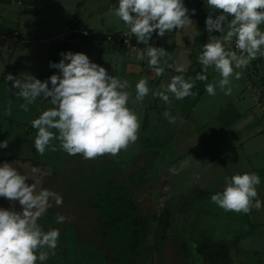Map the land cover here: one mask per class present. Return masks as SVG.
I'll list each match as a JSON object with an SVG mask.
<instances>
[{"label":"crops","instance_id":"1","mask_svg":"<svg viewBox=\"0 0 264 264\" xmlns=\"http://www.w3.org/2000/svg\"><path fill=\"white\" fill-rule=\"evenodd\" d=\"M183 2L190 10L188 15L193 24L167 32L164 37L154 32L149 40L150 46L163 47L171 57L167 61L171 67L165 66L164 60L167 58H162L164 72L159 76L148 67L147 56L144 60L137 59L138 52L146 51L149 45L137 43L134 35L129 40V47L106 40L108 33L130 32L128 26L112 11L118 7V0H90L82 5L81 12H77L72 24L65 21V26L45 22L32 25L28 16H25V10L12 13L3 9L0 13V142L7 141L8 146L0 148V163H12L20 174L29 175L31 180L26 181L30 184L37 182L36 176L44 175L47 186H51L59 168H66L64 164L71 156L59 147V141L51 142L56 146L55 151L50 146L43 155L37 153L34 147L36 129L31 126V122L53 105L49 100L37 98L28 105L27 112L23 111L20 105L25 101L15 94L18 89L12 88V81H8L7 77L8 74L21 79L34 76L46 81L51 75L59 74V70L50 68L49 63H58L62 58L60 53L81 52L91 62L104 67L110 76L129 82L130 87L126 89L130 93L128 107L135 111L141 123L138 139L127 150L117 156L102 155L96 158L95 165L102 174L110 173L115 159L123 160L125 167L122 173H130L129 170L135 168V160L154 159L147 154L155 153L156 158L166 161L165 167L168 169L163 171L165 174L160 179L161 175L146 166L147 173L141 170L146 177L142 185L151 186L153 181H157L161 192L174 191V196L184 195L187 186L199 187L200 192L211 186V190L221 192L226 185V178L245 172L256 173L260 178L257 199L264 202V114L261 113L262 105L251 90L259 89L253 76L256 79L264 77V56H258L250 63L257 62V67L254 64L242 70L237 69L243 75L240 79L231 78L230 95H225L218 86L215 95H208L205 85L216 83L221 78L219 73L210 67L206 72V81L196 80L195 77L202 72L197 57L203 50V44L212 35L206 31L205 21L202 20V16L209 14L210 9L206 0ZM106 4L110 7L109 12L104 9ZM80 6L77 4L78 9ZM193 9L194 14L191 11ZM36 12L39 11L33 13ZM261 30H264V25H261ZM13 32L16 33L15 38ZM232 44L230 49L234 50L235 42ZM177 66H183L186 71L177 72ZM175 75H183L186 80L194 81L192 91L196 95L177 100L167 93L169 102L165 103L153 93L163 91L161 86H166ZM141 78L147 79L150 91L142 102H138L135 99V85ZM9 108L11 115H5V110ZM166 112L169 114L167 118ZM172 118L174 120L170 122ZM169 137L170 146L165 148ZM41 158L47 163L42 164ZM148 164L150 160H146L145 165ZM162 201L159 198L157 203L163 206ZM0 205V208L15 207L21 210L18 201L10 202L3 197H0ZM202 213L203 217L208 215L214 219L209 227L204 226L211 231L207 237L219 242L227 250L228 264H264V207L260 210L253 208L249 214L237 213L235 217L241 218L239 222L242 226L238 228L228 223L236 212L209 204ZM237 232L243 234L238 235ZM201 233L196 231L191 237V245L195 254L200 256L199 260L195 258L191 262L190 258L189 264H203V258L197 250L199 239L203 236L199 237ZM220 235L225 240L216 239Z\"/></svg>","mask_w":264,"mask_h":264},{"label":"clouds","instance_id":"2","mask_svg":"<svg viewBox=\"0 0 264 264\" xmlns=\"http://www.w3.org/2000/svg\"><path fill=\"white\" fill-rule=\"evenodd\" d=\"M206 4L217 13L215 17L212 14L206 17V31L223 33L226 22L228 30L222 39L212 35L203 44L197 57L202 72L197 73L195 79L206 81L207 70L214 68L221 78L216 83H207L205 91L210 96L215 95L218 86L225 95H230L231 78L240 79L243 75L237 69L242 70L258 56H264V30H261L264 0H206ZM112 11L128 26L137 43L143 45H149L154 32L164 37L167 32L193 24L183 0H118V7ZM191 11L195 13L194 9ZM233 38L238 51L225 47ZM60 55L58 63H49L59 74L51 75L46 81L34 76L21 79L8 74L7 77L12 81V88L18 89L15 94L25 101L20 105L23 111L27 112L28 105L37 98L49 100L53 105L31 122L36 129V152L43 155L50 146L55 151L53 140L59 141V147L68 155L80 154L86 160L102 155L117 156L127 150L138 139L141 126L138 115L128 107L129 82L110 76L84 53L68 51ZM145 56L148 67L154 69L157 76L164 72L162 58L166 57L164 65L171 67L167 64L171 57L163 47L149 45L146 51L138 52L137 59L144 60ZM175 70L186 71L183 66ZM161 87L163 91L153 94L159 95L165 103L169 102L167 93L177 100L196 95L192 91L194 81L186 80L183 75L173 76ZM135 89L136 101L142 102L150 91L147 79L138 80ZM5 115H11L10 108L5 110ZM165 116L169 114L166 112ZM7 146V141L0 142V148ZM26 180L12 163H0V197L18 201L21 206L20 211L0 208V264H44L50 254L55 255L58 246L59 230H45L37 221L51 207L50 200L60 205L62 197L46 188L37 192L36 185L27 184ZM259 183L256 173L234 174L226 178L225 187L213 194L211 201L225 211L249 214L253 208L260 210L264 202L257 199ZM64 220L62 215L56 217L57 223Z\"/></svg>","mask_w":264,"mask_h":264},{"label":"rangeland","instance_id":"3","mask_svg":"<svg viewBox=\"0 0 264 264\" xmlns=\"http://www.w3.org/2000/svg\"><path fill=\"white\" fill-rule=\"evenodd\" d=\"M11 1L0 0V13L3 9L9 10L12 13L18 10L22 12L25 10V16H28L29 22L32 25L45 22L65 26V21L72 24V20L76 18L77 12H81L82 5L88 3L90 0H32L31 2L25 1L21 3H18L17 0ZM4 2L10 3L4 4ZM100 3L102 4V2ZM77 4L80 6V9H78ZM104 9L106 12H109L110 7H107L106 4ZM35 11L39 12L33 13ZM102 17L104 18V16ZM230 19L231 17H229ZM227 30L226 22L223 33H218L217 35L216 32H212V35H217V38L222 39ZM232 43L226 44L225 46L230 48L233 45ZM253 65L256 66L257 62H253L252 65L249 64L248 67ZM215 80L217 81L218 77ZM204 114L207 116V112ZM144 131L147 132V129ZM169 140L170 137L165 144V148H168V145L170 146ZM148 155L154 159L148 157L146 159L135 160V168L129 170L130 173H122L125 167L123 160H113L112 164L114 167L110 169L113 183L110 181L106 183L107 185L102 186H95V182H89L97 174L106 175L95 168L96 159L86 160L80 154L71 156L70 159L66 160L67 163L64 162L66 168L61 167L57 170L51 186H47V179L44 175L35 177L37 181L35 183L37 192L42 188L49 189L60 195L63 201L62 204L57 205L54 200H50L54 206L53 208H49L52 211H49L48 214L46 213V217L44 214L38 219L44 220V222L37 221V223L39 225L42 224L44 227L46 226V228L49 227V229L55 228L63 232L65 231L66 235H68V231L73 233L71 239H67L69 246L62 245L59 247L58 245L55 250V255L50 254L49 256L50 262H44V264H68L69 262H66L67 259L70 261L71 259L74 260L71 264H126L129 259H131L129 264H187L190 258L191 262H194L195 258L197 260L200 257L193 250L194 247L191 245V237H194L193 233L196 231H201L205 237L211 234L210 229L204 226L209 227L213 218L208 217V215L203 217L204 214L202 213L204 208L209 204L211 206L215 205L211 201V196L218 193V191L215 189L211 190V186L203 192H200L199 187L187 186V191L184 195L176 194L175 196L174 191L168 193L167 190H164L161 192L160 187L157 186L159 185L157 181H153V185L151 186H136L132 199L138 207V214L145 216L142 220L143 227H145L146 231L144 234L145 240H141L139 242V249L137 248L141 252L137 257L138 260L141 259L138 262H136V256H131V258H125L123 260V255L126 254L124 253V249L128 245L126 242L128 237L125 235L126 239L121 238L118 242H111L113 241L110 237L111 231L108 232L109 229L102 231L103 223L101 218L99 216L100 219L93 217L97 214L95 215V208L92 203H99L100 201L105 203V200H103V196L101 197L102 200L92 199L93 195L89 194V190L92 189L93 192L97 190L98 192H102L105 189V191L114 192L117 187H129L123 186V179L128 182L134 181L141 172L142 167L146 169V166H149L150 170L154 169V171L161 175L160 179L162 178V175L165 174L163 171L168 169L165 167L166 161L159 159V157L156 158L155 153H148ZM146 160H150V164L145 165ZM41 162L42 164L47 163L43 158H41ZM49 174H51V171H49ZM24 175L28 181L31 180L29 175ZM77 179H80V182ZM26 183L30 184L27 181ZM159 198L163 200V206L157 203ZM169 207L172 209H168ZM14 210L19 211V208L14 207ZM52 215L53 217H49ZM58 215L65 217L64 222H56ZM232 216L228 222L229 226H235V228L242 227L239 222L241 218L235 217L237 213ZM51 218L54 220H51ZM163 219L167 221L165 231L157 233V222ZM63 232H60V235L65 237ZM241 233L243 234V232ZM242 234L238 233V235ZM203 236L202 238H204ZM216 239L225 240L222 235ZM72 246L75 247V251H72ZM44 251L48 250L44 249ZM121 253L124 254L121 256Z\"/></svg>","mask_w":264,"mask_h":264},{"label":"trees","instance_id":"4","mask_svg":"<svg viewBox=\"0 0 264 264\" xmlns=\"http://www.w3.org/2000/svg\"><path fill=\"white\" fill-rule=\"evenodd\" d=\"M208 15L209 14L207 13L204 14L202 16V20L205 21ZM215 15L216 13L213 15V17H215ZM253 78L255 79V81L257 80L256 77L253 76ZM256 82L260 85L259 86L260 90L264 92V77L259 78ZM95 168L97 170H100L97 165H95ZM142 169L145 174L146 169L143 167ZM143 172H140L134 181L128 182L127 180L123 179V183H124V184L122 183L123 186H129V187H125V188L117 187L114 192L113 191L108 192L105 191V189L102 192L101 191L98 192V190L93 192L92 189L89 190V194L93 195L92 199L100 200L101 197L103 196V200H105V203H102L101 201L99 203H94V202L92 203L93 207L95 208V215L97 214L96 216L93 217H95L96 219L101 218L102 220L103 227L101 230L103 231L105 229H109L108 232L111 231L110 237L113 240L111 242L114 241L118 242L121 238L126 239L125 237L126 235L128 237V240H126L128 245L124 249L125 251L123 250L124 253L126 254L123 253L124 254L123 255L121 253V256L123 255V260L125 258H131V256L133 257L136 256V262L141 260V259L140 260L137 259L138 255H140L141 253L140 250H138L139 249L138 247L140 245L139 242L141 240H145L144 234L146 233V231H145V227H143V220H142L145 216H140L138 214V207L135 204L134 200L132 199V196L135 194L134 191L136 189V186H141L145 182L146 177L144 176V174H142ZM77 181L80 182V179H77ZM110 181L111 183H113L111 180V173L108 174L106 173V175L97 174L94 177H92V179L89 180L90 183L95 182V186L107 185L106 183H109ZM51 207L52 208L54 207L52 203H51ZM168 209H172V208L169 207ZM49 211L52 210L48 209L46 213L48 214ZM46 213H45V217L47 216ZM165 214L167 215V213ZM49 217H53V215ZM51 220L54 219L51 218ZM38 221L41 223L44 222V220H38ZM166 224L167 221L164 219L158 221L157 233L159 232L162 233L163 231H165ZM40 225L42 226V224ZM42 228H44L45 230L49 229V227L46 228V226L45 227L42 226ZM59 232H63V231L59 230ZM63 234H65V237L60 235L57 244L59 245V247H61L62 245H66L68 247L69 241L67 239L69 238L70 240L73 233L68 231V235H66L64 231ZM201 235L202 233L199 234V237ZM75 241H76V237H75ZM198 246L199 247L197 248V250L200 252L201 257L203 258L202 259L203 264H228L227 263L228 257L226 253L227 250H225L223 248V245H221L219 242L212 241L210 238L206 239L201 237V239H199ZM72 247H73L72 251H75V247L74 246ZM73 261L74 260L72 259L71 261L67 259L66 262H69L68 264H71ZM45 262H50V258ZM129 262H131V259L127 260L126 264L127 263L129 264Z\"/></svg>","mask_w":264,"mask_h":264},{"label":"built area","instance_id":"5","mask_svg":"<svg viewBox=\"0 0 264 264\" xmlns=\"http://www.w3.org/2000/svg\"><path fill=\"white\" fill-rule=\"evenodd\" d=\"M208 12L209 14H213L212 10H209ZM12 35L14 38L16 37L15 32H13ZM131 37H132V34L130 32H111V33H108L105 38L107 41H112L117 44L121 43L124 46L129 47V40L131 39ZM234 50H237L235 48V45H234ZM251 90L254 96L256 97V99L259 100V103L262 105L261 113L264 114V92L260 90V88L259 89L251 88Z\"/></svg>","mask_w":264,"mask_h":264}]
</instances>
